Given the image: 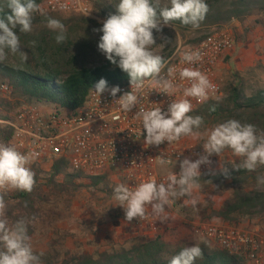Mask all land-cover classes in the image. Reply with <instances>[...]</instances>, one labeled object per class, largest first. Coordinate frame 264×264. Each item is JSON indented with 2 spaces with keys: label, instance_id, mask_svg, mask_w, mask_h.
<instances>
[{
  "label": "clouds",
  "instance_id": "9594fccd",
  "mask_svg": "<svg viewBox=\"0 0 264 264\" xmlns=\"http://www.w3.org/2000/svg\"><path fill=\"white\" fill-rule=\"evenodd\" d=\"M6 3L9 11L0 16V63L6 61L10 54L18 55L21 61L28 60V54L21 50L17 29L20 33H31L37 15L44 17L45 26L56 33L54 38L58 44L67 39L65 24L50 16L44 4L36 0H6ZM57 7L62 11L68 10L67 5L58 0ZM116 9V14H110L102 27L93 31L102 33L98 50L111 64L127 74L131 90L116 99L121 91L119 86L109 88L107 81L101 78L92 88L93 94L100 98L101 94L108 92L118 105V110L124 114L138 107L133 118L139 120L141 126L133 135L137 139L144 136L145 147H159L164 142L170 145L185 137L203 140L199 144L203 153H194L198 156L195 160L188 156L180 160L178 173L169 171L160 181L151 177L134 187L121 183L113 189V199L117 202L115 206L122 207L127 222L151 216L163 223L170 219L167 210L174 201L183 198L186 206L197 205V193L201 187L200 168L207 165L211 171V156L220 157L226 149H230L236 157L243 158L241 163L232 165L233 170L255 171L257 167L264 166V130L236 119H228L205 129L202 116L190 115L193 105L189 98L207 102L210 93L215 91V85L206 74L194 67L179 70L180 80L186 81L187 85H177L174 83L176 69L169 67L165 73L167 62L154 50V47L163 48L171 41L161 36L163 42L157 44L153 30L161 33L162 23L168 25L173 21L198 28L208 12L206 0H168L167 4H162L161 0H118ZM31 44L34 47L36 42L32 41ZM201 58L199 51L181 53V62L189 65H194ZM146 86L150 92L155 90L169 97H173L182 87L183 98L173 99L167 111H162L161 106L145 109L139 105ZM38 155L0 143V264H43V253L34 251L29 235L30 221L26 218L10 221L5 200L7 191H33L36 180L31 165ZM155 159L161 168L172 163L162 151ZM178 159L179 156L176 161ZM219 171L226 177L230 176L228 167L220 163ZM257 187H264V176L257 177ZM202 255L198 244L186 246L171 256L167 264H195Z\"/></svg>",
  "mask_w": 264,
  "mask_h": 264
},
{
  "label": "rangeland",
  "instance_id": "374dc122",
  "mask_svg": "<svg viewBox=\"0 0 264 264\" xmlns=\"http://www.w3.org/2000/svg\"><path fill=\"white\" fill-rule=\"evenodd\" d=\"M214 1H217L224 10L234 9L237 16L219 25H207L190 30L178 29L169 24L163 25L161 22L162 32L157 33L153 30L156 43L163 42L160 39L161 36L167 37L171 43L163 48L156 46L154 50L166 60L179 46L195 44L213 29H226L233 34L235 45L234 50L221 62L217 70L222 96L216 101L225 99L230 87H236L248 97L258 89H264V0H206V3ZM161 2L167 4L168 0H161ZM117 3L118 0H92L90 17L50 15L60 19L66 26L67 39L60 44L55 41L56 33L45 26V19L35 18L31 33H20L17 29L22 45L21 50L28 54V60L24 62L18 55L10 54L7 60L0 64L12 69L42 74L46 67L54 68L56 64L67 63L70 59H73V66L77 68L111 63L97 47L102 33L94 32L93 29L102 27L103 21L110 14L117 13ZM82 18L94 21L95 24L79 21ZM32 41L36 42L34 47L31 44ZM0 99H6L15 105V99L11 95L0 94ZM37 105L41 109L51 108L42 104ZM216 124L218 123L210 122L204 128L210 129ZM179 141L184 146H194L203 150L202 145H199L203 143V140L197 141L185 137ZM242 159L236 157L230 149H226L220 157L216 155L210 157L213 162L211 171L208 170L200 177L205 174L212 175L213 172L221 173L219 163L233 170L232 165L241 163ZM261 170H264V166L257 167L255 171ZM169 171L175 172V168L164 170L165 173ZM63 177H58V180L61 182ZM86 183L82 182L84 187L74 192L72 197L59 201L50 198L52 205L60 212L61 218L52 227H38L32 237L35 252H50L52 255L59 254L61 257L66 252L77 256L95 255L113 248H128L140 238L153 237L167 223L179 222L189 225L190 222H223L214 217L212 212L219 211L232 198V187L229 181L208 186L204 180H200L197 205L186 206L183 198L174 201L172 207L167 210L170 219L163 223L158 220L156 232L152 233L136 220L127 222L124 219L122 207L115 206L117 202L113 199V189L122 183L119 177L113 174L105 176L102 184L94 187H87ZM245 187L250 193L264 190V187L258 189L257 183L252 181H249ZM234 220L240 221V224L224 223L249 231L264 232V215H245L235 217ZM193 236L199 242H206L210 247H217L208 240L200 239L194 234Z\"/></svg>",
  "mask_w": 264,
  "mask_h": 264
},
{
  "label": "built area",
  "instance_id": "2783aa9c",
  "mask_svg": "<svg viewBox=\"0 0 264 264\" xmlns=\"http://www.w3.org/2000/svg\"><path fill=\"white\" fill-rule=\"evenodd\" d=\"M58 2L66 4L68 10H60L57 7V0H43L40 3L47 7L49 15L67 17L91 15L92 0H58ZM87 12H89L88 16ZM37 17L41 16L37 15ZM234 45L235 39L230 31L213 29L195 44L179 46L175 53L165 60L167 63L164 71L166 73L169 67L175 68L174 83L186 86L187 82L179 78V70L184 67L197 68L215 85V91L210 93L207 102L216 101L222 96L217 70L221 62L234 50ZM187 50L199 51L201 60L194 65L182 63L181 53ZM119 88L121 91L117 93L116 99L131 90L130 84ZM10 93L11 87L1 83L0 94L6 96ZM182 98V87L173 97H169L155 90L150 92L149 87L146 86L139 106L145 109L161 106L162 111H167L173 99ZM189 99L193 109L207 103ZM136 111L138 107L128 114L120 112L108 92L101 94L99 98L93 94L91 88L82 108L75 113L53 106L41 109L37 104L29 103L17 109L10 121H0V123L13 131L11 145L22 152L33 151L39 154L33 164H38L43 170L49 171L53 164L64 161L67 167L66 173L79 174L83 179L113 174L119 177L123 184L131 187L151 177H155L158 181L163 180L167 175L164 170L175 168V172L178 173L180 160L186 156L195 160L198 156L194 153H203L202 149L184 146L180 141L170 145L164 142L159 147H145L144 136L137 139L133 135L141 126V122L133 118ZM161 151L172 161L163 168L155 159ZM178 156L179 159L176 161ZM208 170L209 166L201 165V174ZM64 174H60L59 177H63ZM137 222L149 232H156L158 219L149 216ZM189 225L195 236L210 241L230 255L239 257L244 264H264V232L249 231L224 222H190Z\"/></svg>",
  "mask_w": 264,
  "mask_h": 264
},
{
  "label": "trees",
  "instance_id": "16d2710c",
  "mask_svg": "<svg viewBox=\"0 0 264 264\" xmlns=\"http://www.w3.org/2000/svg\"><path fill=\"white\" fill-rule=\"evenodd\" d=\"M43 0H36L37 3ZM208 12L199 27L219 25L237 16L234 9L224 10L217 1L208 3ZM6 0H0V16L8 13ZM42 20L44 17H36ZM44 20V19H43ZM79 21L94 23L82 18ZM178 29L190 30L191 25L173 21ZM101 78L108 87L124 86L129 83V77L117 66L109 63L103 66L77 68L73 59L64 64H56L54 68L46 67L42 74L12 69L0 64V82L11 87V97L15 99L12 105L6 99H0V121H10L16 109L24 104L35 103L53 106L69 113H75L82 108L88 91ZM214 109V110H213ZM190 115H200L204 118V127L210 122L222 123L228 119H236L241 123H250L258 130H264V89H258L246 97L241 90L230 87L228 95L221 101H210L199 106ZM13 131L0 123V143L10 144ZM35 172L36 185L31 193L12 191L5 193L8 203L10 221L26 218L30 221L29 235L34 236L38 227H52L61 217L60 212L52 205L50 198L57 201L72 197L74 192L85 186H99L105 176L83 179L79 174L66 173V163L59 161L53 164L49 171H43L38 164L31 165ZM230 176L222 173L205 174L200 177L206 184H224L229 181L232 187V198L219 211H213L214 217L223 222L240 224L235 217L245 215H264V190L250 193L246 190L249 181L257 183V177L264 176V170L247 171L244 169L229 170ZM65 173L62 181L60 174ZM198 244L203 252L195 264H244L242 259L228 252L210 247L206 242L194 239L190 225L179 222L167 223L156 235L140 238L130 247L113 248L95 255L77 256L66 252L63 257L50 252L43 253V264H167L168 259L182 248Z\"/></svg>",
  "mask_w": 264,
  "mask_h": 264
}]
</instances>
